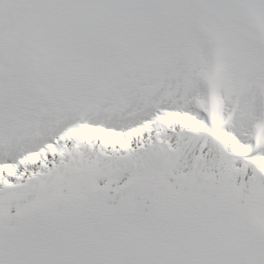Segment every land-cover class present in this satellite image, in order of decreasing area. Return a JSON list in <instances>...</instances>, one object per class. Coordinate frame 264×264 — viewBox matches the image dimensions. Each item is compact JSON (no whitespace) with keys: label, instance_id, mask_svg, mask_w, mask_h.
<instances>
[{"label":"snow or ice","instance_id":"obj_1","mask_svg":"<svg viewBox=\"0 0 264 264\" xmlns=\"http://www.w3.org/2000/svg\"><path fill=\"white\" fill-rule=\"evenodd\" d=\"M0 264H264V0H0Z\"/></svg>","mask_w":264,"mask_h":264}]
</instances>
